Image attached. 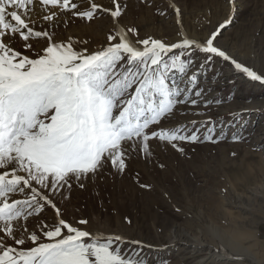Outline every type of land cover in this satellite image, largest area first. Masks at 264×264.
<instances>
[{
    "label": "snow or ice",
    "instance_id": "obj_1",
    "mask_svg": "<svg viewBox=\"0 0 264 264\" xmlns=\"http://www.w3.org/2000/svg\"><path fill=\"white\" fill-rule=\"evenodd\" d=\"M227 3L235 8V0ZM112 4L0 0V264H148L142 252L151 245L93 232L84 218L66 220L56 197L63 198L73 179L84 187L83 179L107 163L123 173L133 152L151 154L153 140L181 153L180 142H199L195 121L190 133L184 126L165 128L163 122L180 106H200L204 90L197 71L212 67L217 58L264 85V74L216 46L221 30L232 24L231 11L204 40L181 32L178 42H165L140 39L136 27L121 26L127 5L122 0ZM64 12L88 21L108 13L113 29L107 46L89 53L77 50L71 38L56 42L47 28L57 26ZM37 21L46 27L37 30ZM17 39L31 56L15 48ZM40 39L47 46L37 51L33 41ZM203 139L215 142L211 135ZM47 208L54 210L55 224L41 219L38 232H28L25 223L17 235L16 223ZM26 242L32 246L24 248ZM126 243L136 248L129 251Z\"/></svg>",
    "mask_w": 264,
    "mask_h": 264
},
{
    "label": "rangeland",
    "instance_id": "obj_2",
    "mask_svg": "<svg viewBox=\"0 0 264 264\" xmlns=\"http://www.w3.org/2000/svg\"><path fill=\"white\" fill-rule=\"evenodd\" d=\"M95 2L114 8L112 0ZM122 4L127 8L119 18L121 26L136 27L140 39L151 36L165 42H178L181 32L204 40L231 11L232 24L221 30L216 46L243 66L264 74V0H235L234 9L227 0H122ZM61 16L57 26L47 28L54 31L56 42L71 38L77 50L89 53L107 46V35L113 29L108 13L92 21L71 12ZM45 41H33L37 51L47 46ZM14 46L32 55L22 41L17 39ZM196 63H200L198 57ZM171 75L179 79L178 74ZM197 75L204 90L200 106H180L163 127L184 126L190 133L195 121L199 142H180L181 153L153 140L151 154L133 152L123 173L107 163L95 176L83 179L84 187L73 179L71 188L66 187L63 198L58 195L56 201L66 220L84 218L93 232L121 234L126 241L151 245L142 252L148 264H199L205 257L202 264H250L249 259L264 264V242L259 234L264 227V85L219 58ZM205 135L215 142L205 141ZM41 219L55 224L54 210L47 208L40 216L21 219L16 223L17 235L25 223L28 232H38ZM184 234L201 235L207 241L221 239L228 249L232 244L239 250L232 261L218 260L213 255L220 248L210 242L214 250L203 249L188 259L187 251L169 245L172 235L184 239ZM12 243L7 240L8 245ZM31 246L26 242L23 247ZM125 247L131 251L136 245L126 243Z\"/></svg>",
    "mask_w": 264,
    "mask_h": 264
},
{
    "label": "bare ground",
    "instance_id": "obj_3",
    "mask_svg": "<svg viewBox=\"0 0 264 264\" xmlns=\"http://www.w3.org/2000/svg\"><path fill=\"white\" fill-rule=\"evenodd\" d=\"M35 26H36L37 30H41L42 28L46 27L45 24H41L39 21H37ZM39 27H41V28H39ZM45 42L47 43V41H45ZM179 237H181V236H179ZM179 237H175L174 235H172L171 239L169 240V245L174 246V247L180 246L182 251H187V254L189 255L188 259H191V256H194L195 253L202 252L201 250H203V249L206 250L207 252L214 250L213 249L214 246H212L210 242H213V244L217 243L218 247L220 248L219 250H217L215 248V251L217 252V254L213 255V257L214 256L217 257V255H218L219 256L218 260L219 259L220 260L225 259V260L232 261V260H234V259H232V257H235L236 254L238 253V250H239L237 245L232 246V244L229 245L230 249H228L221 239L219 241H214L212 238L211 241H207V240H204L201 235H199L197 237H193V236H189L188 234H184L182 236V237H184V239H181ZM205 242H207L208 244H206ZM176 244H182V245H176ZM207 258L208 257L202 258L197 263L202 264V262L204 260H206ZM248 262L250 264H259L258 261L254 260V259L253 260L249 259Z\"/></svg>",
    "mask_w": 264,
    "mask_h": 264
},
{
    "label": "crops",
    "instance_id": "obj_4",
    "mask_svg": "<svg viewBox=\"0 0 264 264\" xmlns=\"http://www.w3.org/2000/svg\"><path fill=\"white\" fill-rule=\"evenodd\" d=\"M259 234H260V238H262L263 242H264V227L261 228V230L259 231Z\"/></svg>",
    "mask_w": 264,
    "mask_h": 264
}]
</instances>
